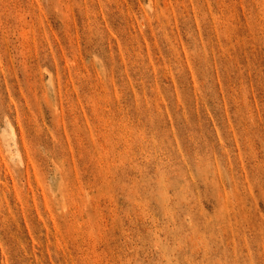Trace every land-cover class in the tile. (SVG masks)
<instances>
[{
    "label": "rangeland",
    "instance_id": "rangeland-1",
    "mask_svg": "<svg viewBox=\"0 0 264 264\" xmlns=\"http://www.w3.org/2000/svg\"><path fill=\"white\" fill-rule=\"evenodd\" d=\"M0 264H264V0H0Z\"/></svg>",
    "mask_w": 264,
    "mask_h": 264
}]
</instances>
